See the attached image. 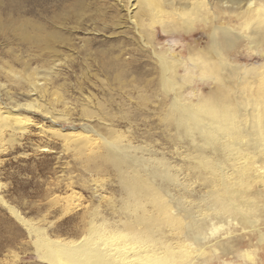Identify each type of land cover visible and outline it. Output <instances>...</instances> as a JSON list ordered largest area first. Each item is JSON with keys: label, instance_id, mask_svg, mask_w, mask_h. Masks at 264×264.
Wrapping results in <instances>:
<instances>
[{"label": "bare ground", "instance_id": "6f19581e", "mask_svg": "<svg viewBox=\"0 0 264 264\" xmlns=\"http://www.w3.org/2000/svg\"><path fill=\"white\" fill-rule=\"evenodd\" d=\"M259 2L222 0L230 14L245 22L244 31L237 32L211 15V0H111L112 21L121 32H131L141 45L148 46L147 38L156 36L158 28L163 34H190L197 30V23L209 25L211 50L219 60L199 63L192 50L189 61L151 51L158 60L160 83L170 96L165 119L178 129L176 141L173 138L177 163L114 133L101 134L90 124L83 126L85 133L61 134L65 148L76 157L96 156L106 167L110 165L120 186L118 211L113 216L100 209L89 211L83 239L51 238L45 228L30 224L0 195V201L34 237L35 252L41 260L47 264H207L201 259L204 249L215 251V255L230 254L244 232L249 247L241 249L238 256L244 264L257 263V250L264 246V100L244 96L236 98L235 107L217 88L209 98L198 94L194 102L196 91L188 93L191 98L187 100L183 87L198 77V72L210 73V61L219 65L220 73L211 71L215 76H202L200 81L211 78L217 85L230 84V80L257 69L250 66L242 73L243 66L220 57H228L244 37L250 44H264V4ZM75 12L86 14L83 9ZM26 21L10 27L0 22V32L12 30L36 48L40 57L58 58L61 47H71L63 31H48L41 24ZM48 57L42 59L47 62L42 74L27 61H22L23 72L10 65L5 68L27 98L22 104L6 91L14 103L3 106L0 102V129H24L22 123L28 117L22 116V110L41 112L52 123L63 116L44 105V100L54 94L53 81L60 76L56 60L48 61ZM256 82L252 78L249 85ZM99 149L103 152L98 153ZM67 199L70 204L74 198Z\"/></svg>", "mask_w": 264, "mask_h": 264}, {"label": "rangeland", "instance_id": "374dc122", "mask_svg": "<svg viewBox=\"0 0 264 264\" xmlns=\"http://www.w3.org/2000/svg\"><path fill=\"white\" fill-rule=\"evenodd\" d=\"M259 1L262 6L264 0ZM211 3V15L219 17L218 23L237 32L244 31V20L230 14L222 0H211ZM75 8L86 10V14L72 11ZM67 12L70 15L66 20ZM113 12L111 0H0V22L5 27L27 22V19L48 31H63L71 40V47L60 48L58 58L46 56L48 61L56 60L60 76L53 81L54 94L44 100V105L63 116L52 123L41 112L22 110V116L28 117L23 120L24 129L16 132L0 129V195L30 224L45 228L54 239H83L87 231L85 217L95 209L113 216L120 207L121 196L113 168L106 167L96 156L76 157L65 148L61 134L85 133L83 126L90 124L101 134L114 133L127 142L163 153L172 163H177L174 141L178 129L165 119L171 106L170 96L160 83L158 60L151 51L155 49L167 57L174 55L176 59L187 61L192 50L196 54L194 60L199 63L219 60L211 50L209 25L197 23V30L190 34H163L158 28L156 36L147 38L149 45L145 46L139 44L131 32L117 28L112 21ZM228 55L220 58L243 66L242 73L250 70V66L257 69L241 79L230 80V84L217 85L211 78L200 81L202 76L213 77L215 70L220 73L219 65L210 61L211 66H207L210 73L198 72V77L183 87L185 99L190 100L188 93L196 91L193 101L197 102L199 95L209 98V94L219 88L218 92L225 94L235 107L236 98L244 96L264 100V44H250L244 37ZM46 57H40L36 48L12 30L0 32V102L3 106L14 103L8 100L6 91L22 104L27 98L5 68L10 65L23 72L22 61H27L42 74L47 64L42 59ZM252 78L257 82L250 86ZM100 151L103 149L98 153ZM70 196L74 199L68 204ZM115 200H119L118 203ZM246 236L241 233V239L229 250L230 254L215 255V251L204 249L201 259L207 264H244L238 253L249 247ZM249 236L256 239L254 235ZM33 242L34 237L24 224L0 201V264H47L38 257ZM257 251L256 264H264V246Z\"/></svg>", "mask_w": 264, "mask_h": 264}]
</instances>
